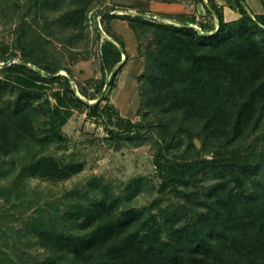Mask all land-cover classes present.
I'll list each match as a JSON object with an SVG mask.
<instances>
[{"label":"trees","instance_id":"16d2710c","mask_svg":"<svg viewBox=\"0 0 264 264\" xmlns=\"http://www.w3.org/2000/svg\"><path fill=\"white\" fill-rule=\"evenodd\" d=\"M94 2L16 3L24 13L42 18L34 28L29 23L34 33L28 39L24 38L28 23L22 22V35L11 50L0 45V62L20 55L19 62L0 67V72L17 71L20 80L10 85L0 77V178L16 171L15 160L8 156L36 146L38 154L64 140L61 126L72 109L101 115L104 88L114 86L113 77L96 86L92 95L83 87L78 94L68 76L54 75L58 70L70 73L68 67L44 64L25 51L26 43L34 50L45 41L42 31L48 26L53 33L58 28L70 47H76ZM229 4L239 17L226 21L223 8L206 1V11L217 18V25L162 15L161 19L176 20L167 23L144 15L145 10L122 17L136 34L152 32L144 53L147 79L141 91L148 111L160 120L134 123L117 116L108 132L114 139L140 146L152 140L145 132L159 130L154 165L161 180L158 192L170 196L167 204L161 207L163 198H158L148 206L124 208L144 185L130 183L119 192L103 178H95L85 190L63 195L64 208L50 202L48 209L37 207L28 215L19 211L18 228L0 222V264H264V147L259 149L261 138L255 139L264 130V11L253 13L245 0ZM123 55L127 57L123 47L106 40L101 47L102 69L111 72ZM62 78L67 86L51 93L55 103L49 96L42 99L38 83ZM5 92L13 97L5 99ZM95 95L100 100L88 103ZM174 150L181 159L170 156ZM80 166L75 160L39 156L22 166L14 186L17 189L26 178L65 180ZM25 204L26 211L32 202ZM10 216L5 213L0 220ZM7 231L14 244L4 242ZM23 238L28 247L22 245ZM34 244L39 254L28 251Z\"/></svg>","mask_w":264,"mask_h":264},{"label":"rangeland","instance_id":"374dc122","mask_svg":"<svg viewBox=\"0 0 264 264\" xmlns=\"http://www.w3.org/2000/svg\"><path fill=\"white\" fill-rule=\"evenodd\" d=\"M25 1L28 0H21V3ZM148 1L150 0H95L92 10L87 13V26L79 35L80 40L76 42V47H70L67 35L62 36L58 28L53 29L55 33L58 32V36H53L55 33L50 30L49 26L45 31H42L45 41L37 45L34 50L31 49L30 43H26L25 51L32 52L34 57H39L44 64L68 67L70 73L58 70L54 75L68 76L69 84L78 94H80L78 89L83 87L88 95H92L96 86L104 80L108 81L111 77H113L114 86H105L104 88L106 100L100 102L102 108L100 116H92L85 108L71 110L67 121L61 126L64 140L60 143H51L38 154L37 146L35 148L26 146L27 148L19 153L6 158L15 160L16 171L11 177L0 178V217L9 213V215H13V218L10 216L9 220H0L1 224L4 222L3 225L18 228L21 225V217H17L19 211L24 210V214L28 215L33 213L37 207L48 209L50 202L57 205L60 203L58 206L64 208L67 203L61 200L63 195L76 189L85 190L89 182L95 178H103L105 182L112 185L115 191L119 192L124 191L130 183L136 182L144 185L143 190L129 203H125L124 208L148 206L158 198H163L161 207L167 204L169 195L163 196L158 192L161 180L154 165L156 150L154 142L160 139L159 130L155 128L152 132H145L152 140L140 146L114 139L108 132V129L114 127L117 116L128 118L134 123L148 120L147 124H156L160 120L159 116H154L148 111L141 91V83L147 79L144 53L152 38V32L149 30L136 34L129 27L128 21L122 18L125 15H135L134 13L146 11ZM17 2L20 3V0H0V6L4 7L3 10H0V45L7 44L9 50L14 47L16 38L22 35V32L19 31L24 22L28 23L24 26L26 28V37L24 38L28 39V36L34 33L32 29L36 27L37 19L42 18L40 15L24 13L21 8H17ZM248 2L252 12L257 11L261 6L263 8L261 0H248ZM100 11H107L109 15L100 14ZM205 12L207 22L212 23L213 17L208 19L209 14L207 11ZM144 15L167 23H176L175 19H161V16L153 12L146 11ZM29 23L34 27H29ZM215 24L217 25V23ZM192 25L199 29L196 24ZM96 29L99 33L96 32ZM106 40H111L115 45L123 47L127 51V57L123 55L121 62L117 63L111 72L107 69L104 71L101 67V47ZM47 41L50 42L46 43ZM19 57L13 58V61H10V58L6 63L0 62V67L19 62ZM30 67L36 69V66L31 65ZM18 74L17 71L0 72V77L10 85H17L20 83L16 77ZM38 85L41 86L42 99L49 96L52 103L55 102L51 93L57 90L62 91L67 86L63 78L52 82L38 83ZM10 95L5 92L4 98L13 97V94ZM95 97L87 102L99 99L97 95ZM256 137L258 138L255 139L261 138L258 143L259 149H261L264 147V130L259 132ZM195 144L200 147L199 140L196 139ZM48 155L63 162L75 160L81 163L80 170L65 180L55 182L41 178H26L16 189L14 183L20 177L22 166L31 163L39 156ZM176 155L178 158H182L181 153L175 150L170 153L174 159ZM206 156L211 157L212 153ZM28 201H31L32 205L25 211L27 206L25 203ZM14 205L16 207H13ZM3 240L5 243L14 244L10 231H7ZM20 241L22 245L28 247L24 238ZM28 251L32 254H39L40 248L34 244V247L29 248Z\"/></svg>","mask_w":264,"mask_h":264},{"label":"crops","instance_id":"0c3cea01","mask_svg":"<svg viewBox=\"0 0 264 264\" xmlns=\"http://www.w3.org/2000/svg\"><path fill=\"white\" fill-rule=\"evenodd\" d=\"M206 1L207 0H150L148 1L146 11L153 12L159 16L162 15H183L185 17H194L197 23L201 21H207L205 17L206 14ZM218 6L223 8V16L226 21L234 20L239 17V13L231 8L229 5V0H214ZM246 3L251 8L248 0H245ZM228 2V3H227ZM261 3V2H260ZM262 5V4H261ZM254 13H262L263 8H258L257 11H253ZM210 19V16H208ZM214 19V20H213ZM212 19L213 22L217 23V18L214 17Z\"/></svg>","mask_w":264,"mask_h":264},{"label":"water","instance_id":"95a60500","mask_svg":"<svg viewBox=\"0 0 264 264\" xmlns=\"http://www.w3.org/2000/svg\"><path fill=\"white\" fill-rule=\"evenodd\" d=\"M134 14H136V13H134ZM185 24H188V23H185ZM190 26H192V27H194V28H196L195 26H193V25H190ZM14 59L13 58H11V60L10 61H13ZM25 65H27V66H31L29 63H25ZM99 99H100V97H99ZM98 99V100H99ZM98 100H96V101H91V102H89V103H96Z\"/></svg>","mask_w":264,"mask_h":264}]
</instances>
